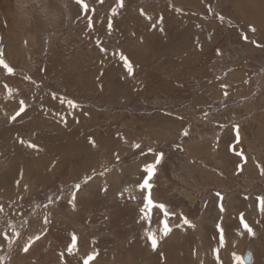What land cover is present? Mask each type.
Masks as SVG:
<instances>
[{"label": "rangeland", "instance_id": "obj_1", "mask_svg": "<svg viewBox=\"0 0 264 264\" xmlns=\"http://www.w3.org/2000/svg\"><path fill=\"white\" fill-rule=\"evenodd\" d=\"M85 2L78 15L76 0H30L45 26L19 33L42 47L14 61L0 8L14 70L0 65V264H84V248L88 264H240L248 250L264 264V0ZM133 165L112 197L109 185L73 206L75 184ZM149 191L167 216L144 207ZM65 196L79 218L55 205Z\"/></svg>", "mask_w": 264, "mask_h": 264}, {"label": "bare ground", "instance_id": "obj_2", "mask_svg": "<svg viewBox=\"0 0 264 264\" xmlns=\"http://www.w3.org/2000/svg\"><path fill=\"white\" fill-rule=\"evenodd\" d=\"M29 1L30 0H0V8L5 13L4 15H6L7 20L10 22L9 38L7 39V42H6L4 54H5V57L7 59H10L11 61H14L19 57L24 58V52H25L26 48H28L30 50L31 54L34 55V53H36V51L41 49V47H42L41 41L36 40L34 42V41H32L33 39H26V38L24 39L23 35L21 33H19L20 29L22 27L25 28L26 24L28 25V23L33 24L36 27V29L43 28L45 26V23L43 22L44 18L42 19V17L37 14L38 11H37V13L34 12L33 6L31 4H28ZM43 4H44V0H38V6L43 5ZM40 13H42V11ZM26 30L29 31L28 27ZM231 76H232V78H236V77H241L242 75L237 76L236 74H234ZM153 162L154 161L152 160V163ZM252 163L253 162H251L250 165L253 166ZM137 167H138L137 165H133L132 167H129V168L124 167L123 170L113 172V174H111L109 177H108V175H106V176L98 178L96 180L94 179L92 182L81 187L76 193V198L78 199L77 200V206L80 208L81 204L88 202V200H89L88 195L89 194L97 193V192L101 193L102 191L106 190L105 187H108L109 185H111V188L108 187L109 188L108 193L110 194V197H112V195L115 192L119 191L122 188V185H120L121 178H123L125 175H129V176L134 175L135 172L138 170ZM104 179H106V180L104 183H102V181ZM109 199H111V198H109ZM69 200H70L69 197L65 196L59 203H57L55 205L57 207L63 209L65 212H67L73 218H75L76 215L79 218L80 215H78L76 209L69 203ZM254 206H255V204L253 203L252 204L253 212H250L248 215H245L247 222H249L250 224L254 223V220H255L256 208H254ZM81 208H83V207H81ZM243 218H245V217H243ZM86 250H87V248H84L80 254L83 261H85L87 259V257L90 255ZM120 251H122V250H120ZM130 255H131V253H130ZM135 256H136L135 258H138V255H135ZM62 257L60 258V256L58 255L57 259L61 260ZM119 257H120V255L118 256V258ZM111 258H112V256L110 257L108 255H105L104 257L103 256L96 257V260H101V259L102 260H106V259L110 260ZM120 262H121V259H120ZM249 264H251V263H249Z\"/></svg>", "mask_w": 264, "mask_h": 264}, {"label": "snow or ice", "instance_id": "obj_3", "mask_svg": "<svg viewBox=\"0 0 264 264\" xmlns=\"http://www.w3.org/2000/svg\"><path fill=\"white\" fill-rule=\"evenodd\" d=\"M76 4H77V14L79 15V12L82 10L85 14L89 11V6L88 4L85 2V0H76ZM119 6H123L122 5V0H121V4ZM116 13V9H113V14ZM221 19H223V17H221ZM89 26H91V18H89ZM108 28L111 29L112 28V24L111 22H109L108 24ZM253 31H255L253 29ZM102 51H104V49H101ZM120 60L123 61V64L124 66L127 68V71L129 74H132L133 72V66H132V63L128 60V58L123 55L122 53L120 54ZM0 65L3 66L4 69H7L8 73H12L14 70L12 67H10L5 61L4 59L2 58V50H0ZM223 87H226L223 86ZM226 94V93H225ZM69 104L70 106H73V107H76L77 105L74 104V102L72 101H69ZM25 112V102L23 100H20L19 102V111L16 112L15 115H13L11 117V119L13 121L16 120V118L18 116L21 115V113H24ZM187 131H185L184 135H187ZM239 139H240V136H239V128L237 126V135H236V141L239 142ZM92 144L93 146H95V141H92ZM30 147H35V145H29ZM136 148H139L140 145H135ZM152 150L149 149V152H151ZM143 154V153H142ZM238 155H241L242 156V153H237ZM163 157V154L160 153L158 154V158H156L154 160L153 163H148V164H145L142 171L146 174V177L145 179L142 180V182L139 184V188L141 190H144V189H148V190H151L152 188V184L149 183V180L152 179L153 175H154V172H155V168H156V165H158L160 163V160L162 159ZM117 159H119L118 155L116 157ZM105 168V171H107V167L106 165L103 166ZM104 173L101 172L100 175H103ZM93 177L92 176H87L85 178V183H87L88 181H90ZM75 189L76 190H79L81 188V184L77 183L75 184ZM142 195H143V192H142ZM216 197L218 198V200L220 201V203H218L217 207H218V210L220 213H224L225 212V207L222 203L223 201V196L220 194V193H216ZM71 199L73 201V206L75 207V201H76V192L73 191L72 194H71ZM146 200H147V203L144 205V207L146 209H155L157 212H159L161 209L164 210V215L167 216L168 215V211L167 209L165 208V206L163 204H155L154 203V200L151 196V192L149 191L148 192V195L146 197ZM260 202H261V205H262V208H261V211H264V197H261L260 198ZM241 222L243 223V226L244 228L247 230V232L249 234H252L253 233V229L249 226V224L244 221V218L243 216H241ZM45 223H47V218H45ZM184 223L185 224H190V221H188L187 218H184ZM163 228H164V234L167 235L168 232L170 231V228H169V225H168V221L165 220L163 222ZM217 228L219 229V232H220V243L223 244L224 242V235H223V228L220 227L219 224H217ZM5 236H7V234H5ZM37 239H39V237H37ZM75 236H73V244H72V248H74L76 245H75ZM150 239H151V243H152V247L155 249L156 247V244H157V240L155 239L154 236H151L150 235ZM24 251L27 252L28 249L27 247L24 248ZM69 251H71V248L69 249ZM94 255V254H93ZM93 259V256L92 255H89L87 257V259L85 260L84 264H88V260H91ZM237 260L240 261V264H243V261L241 260V258L237 257Z\"/></svg>", "mask_w": 264, "mask_h": 264}, {"label": "water", "instance_id": "obj_4", "mask_svg": "<svg viewBox=\"0 0 264 264\" xmlns=\"http://www.w3.org/2000/svg\"><path fill=\"white\" fill-rule=\"evenodd\" d=\"M251 261H252L251 251L248 250V251L245 253L244 257H243V262H244L245 264H249V263H251Z\"/></svg>", "mask_w": 264, "mask_h": 264}]
</instances>
